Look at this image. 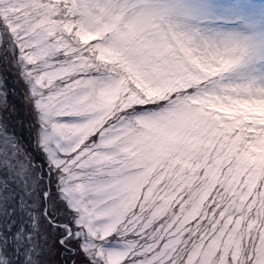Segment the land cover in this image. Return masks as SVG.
I'll list each match as a JSON object with an SVG mask.
<instances>
[{"label": "snow or ice", "instance_id": "6c2138e0", "mask_svg": "<svg viewBox=\"0 0 264 264\" xmlns=\"http://www.w3.org/2000/svg\"><path fill=\"white\" fill-rule=\"evenodd\" d=\"M0 264H264V0H0Z\"/></svg>", "mask_w": 264, "mask_h": 264}, {"label": "rangeland", "instance_id": "374dc122", "mask_svg": "<svg viewBox=\"0 0 264 264\" xmlns=\"http://www.w3.org/2000/svg\"><path fill=\"white\" fill-rule=\"evenodd\" d=\"M16 102H17V103H19V101H18V100H17Z\"/></svg>", "mask_w": 264, "mask_h": 264}]
</instances>
